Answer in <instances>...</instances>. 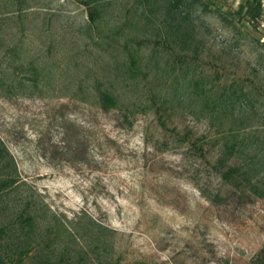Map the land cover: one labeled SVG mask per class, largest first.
<instances>
[{"label": "rangeland", "instance_id": "1", "mask_svg": "<svg viewBox=\"0 0 264 264\" xmlns=\"http://www.w3.org/2000/svg\"><path fill=\"white\" fill-rule=\"evenodd\" d=\"M86 1L0 0V142L20 198L40 221L105 227L85 241L91 249L98 233L95 255L109 264H264V196L220 179L217 148L190 144L214 139L217 123L202 98L183 95L168 51L152 41L139 52L143 75L124 73L122 44L153 39L135 14L143 5L104 0L92 25ZM210 1L216 12L192 16L204 49L186 79L215 94L249 92L264 125V46L251 40L264 45V7L247 25L235 15L245 0ZM94 79L118 95L117 109L99 108ZM157 94L167 100L159 119L149 104ZM25 205L5 210L16 216Z\"/></svg>", "mask_w": 264, "mask_h": 264}, {"label": "trees", "instance_id": "2", "mask_svg": "<svg viewBox=\"0 0 264 264\" xmlns=\"http://www.w3.org/2000/svg\"><path fill=\"white\" fill-rule=\"evenodd\" d=\"M88 1L91 5L87 1L82 4L88 6L89 23L95 25L101 14L99 7L104 0ZM136 1L138 5H143L137 9L140 12L135 13L141 28L150 29L153 39H132L122 44L128 60L124 65V73L131 78L143 75L141 68L145 64L139 57V52L152 41L156 45V53L168 51L170 68L173 72H182V79L186 80L182 86L183 95L192 102L194 96L202 98V108L209 114L208 123H217L218 130L215 131L214 139L207 141V138L199 137L190 144L200 154L203 145L217 148L214 168L220 179L237 187H246L256 196H264V125L257 118H253L256 108L253 100L248 98L250 93L238 92L229 86L228 95L224 89L215 94L211 86L204 88L205 84L194 77L186 79V73L193 66L195 68L204 49L192 16L216 12L215 9L211 11L213 4L210 0H163L161 3L160 0ZM263 7V0H245L235 11L238 22L247 25L255 23L262 16ZM245 17L247 20L243 21ZM116 30L121 31L122 28ZM251 40L264 46L259 40ZM154 58L151 55L149 59L151 61ZM32 74L33 77L28 78V81H32L33 86L37 87L38 73L33 69ZM95 80L92 89L99 108L103 111L117 109L118 95ZM157 98L159 99L154 101L150 97L149 104L159 119L161 111L166 108L167 100L161 94H157ZM1 162L5 164L1 167L3 178L0 179V208L3 209L0 210V264H109L100 255H95L99 254L100 244H103L100 243L98 233L92 237L91 249L85 241L89 228L95 227L101 233L107 230L105 227L88 219L84 229L82 226L81 229H71L67 222H60L53 215L40 221L27 200H22L18 195L19 184L13 174L14 167L0 142ZM5 197L9 201L4 200ZM7 201L23 202L26 205L14 216L7 214L9 212L5 210ZM102 246L101 249H104L105 245Z\"/></svg>", "mask_w": 264, "mask_h": 264}]
</instances>
